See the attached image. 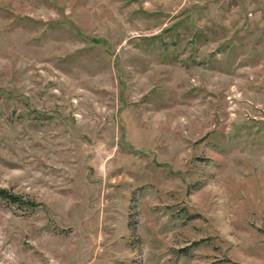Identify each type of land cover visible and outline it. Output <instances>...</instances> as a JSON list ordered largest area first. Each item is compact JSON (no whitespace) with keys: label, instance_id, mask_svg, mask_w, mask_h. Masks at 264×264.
Here are the masks:
<instances>
[{"label":"rangeland","instance_id":"374dc122","mask_svg":"<svg viewBox=\"0 0 264 264\" xmlns=\"http://www.w3.org/2000/svg\"><path fill=\"white\" fill-rule=\"evenodd\" d=\"M0 264H264V0H0Z\"/></svg>","mask_w":264,"mask_h":264},{"label":"trees","instance_id":"16d2710c","mask_svg":"<svg viewBox=\"0 0 264 264\" xmlns=\"http://www.w3.org/2000/svg\"><path fill=\"white\" fill-rule=\"evenodd\" d=\"M0 196L10 202L17 203L18 205H25V204L29 205L30 204V203H27L28 202L27 199H24L19 194L11 192L4 187H0Z\"/></svg>","mask_w":264,"mask_h":264}]
</instances>
